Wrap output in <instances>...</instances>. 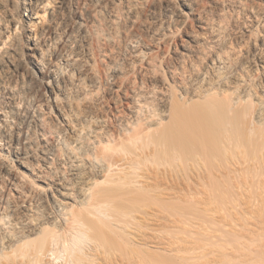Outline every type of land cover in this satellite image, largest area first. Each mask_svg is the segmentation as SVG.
<instances>
[{
    "label": "bare ground",
    "instance_id": "6f19581e",
    "mask_svg": "<svg viewBox=\"0 0 264 264\" xmlns=\"http://www.w3.org/2000/svg\"><path fill=\"white\" fill-rule=\"evenodd\" d=\"M247 173L264 0H0V264H211L167 186L223 200Z\"/></svg>",
    "mask_w": 264,
    "mask_h": 264
},
{
    "label": "rangeland",
    "instance_id": "374dc122",
    "mask_svg": "<svg viewBox=\"0 0 264 264\" xmlns=\"http://www.w3.org/2000/svg\"><path fill=\"white\" fill-rule=\"evenodd\" d=\"M259 178L261 176L258 174L247 173L248 188H242L247 190L231 188L230 192H225L226 198L223 200L213 199L209 187L201 185L198 178L190 179L189 186L187 181L178 188L172 182L167 186L170 193L176 190L180 192L179 205L183 215L190 217V213L195 214L196 217L192 218H197V223L202 220L214 231L211 238L202 234L194 235L199 244L206 245L205 257L211 262L213 258L217 259L211 264H264V188L259 185ZM187 224L194 229V222L188 219ZM165 227L168 226H151L152 244L149 248L158 259L163 258L166 252L164 259L170 256L174 259L175 252L170 250L172 244L168 239L172 234ZM155 234H160V238H154ZM180 235L186 240L191 238L187 233L181 232ZM58 260L57 264L63 261Z\"/></svg>",
    "mask_w": 264,
    "mask_h": 264
}]
</instances>
